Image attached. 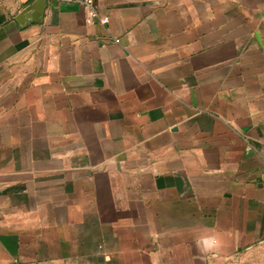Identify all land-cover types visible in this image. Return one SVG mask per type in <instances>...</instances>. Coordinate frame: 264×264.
I'll use <instances>...</instances> for the list:
<instances>
[{
  "label": "crops",
  "instance_id": "obj_1",
  "mask_svg": "<svg viewBox=\"0 0 264 264\" xmlns=\"http://www.w3.org/2000/svg\"><path fill=\"white\" fill-rule=\"evenodd\" d=\"M94 6L0 0V264H264V0Z\"/></svg>",
  "mask_w": 264,
  "mask_h": 264
},
{
  "label": "built area",
  "instance_id": "obj_2",
  "mask_svg": "<svg viewBox=\"0 0 264 264\" xmlns=\"http://www.w3.org/2000/svg\"><path fill=\"white\" fill-rule=\"evenodd\" d=\"M54 1L61 3H72L81 6L85 10L87 17L90 21L94 20L97 17V13L94 6V0H54ZM100 22L103 24L105 20H100Z\"/></svg>",
  "mask_w": 264,
  "mask_h": 264
},
{
  "label": "clouds",
  "instance_id": "obj_3",
  "mask_svg": "<svg viewBox=\"0 0 264 264\" xmlns=\"http://www.w3.org/2000/svg\"><path fill=\"white\" fill-rule=\"evenodd\" d=\"M198 246H202V250L209 251L219 247V240L215 236H202L197 242Z\"/></svg>",
  "mask_w": 264,
  "mask_h": 264
}]
</instances>
